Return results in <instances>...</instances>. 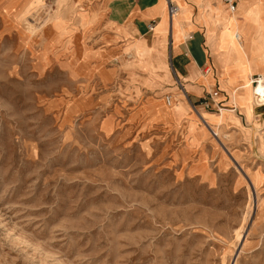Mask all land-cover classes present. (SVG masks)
Listing matches in <instances>:
<instances>
[{
    "label": "rangeland",
    "instance_id": "obj_1",
    "mask_svg": "<svg viewBox=\"0 0 264 264\" xmlns=\"http://www.w3.org/2000/svg\"><path fill=\"white\" fill-rule=\"evenodd\" d=\"M40 2L0 5V264H264V29L253 64L236 43L248 21L219 5L221 82L247 116L221 111L216 136L193 128L187 97L188 114L160 116L179 108L137 69V0Z\"/></svg>",
    "mask_w": 264,
    "mask_h": 264
},
{
    "label": "crops",
    "instance_id": "obj_2",
    "mask_svg": "<svg viewBox=\"0 0 264 264\" xmlns=\"http://www.w3.org/2000/svg\"><path fill=\"white\" fill-rule=\"evenodd\" d=\"M29 1L35 0H0V5L7 12L15 8L14 15L17 17ZM43 1L51 0H41L38 5L32 7V11L37 9ZM171 2L179 8L177 14L175 13L176 16L169 15L167 0H137L135 7V10L139 12L143 30L139 38H145L150 48V58L146 67L137 69L147 71V78L154 84L164 83V90L174 97L173 104L179 108L174 115L160 116L172 119L174 116L181 117L189 112L186 107L187 99L193 104H199L204 97L211 95L216 106L221 110L207 112L201 108H199L200 111L193 109L189 114V121L193 128L202 125L203 127L200 126V128L209 132L220 129L222 121L233 120L230 115L221 116L223 110L229 112L228 114L234 113L233 121L238 122L240 115H246V113H236L238 108L230 104V95L221 82L226 80L227 63L230 57L228 42L225 40L228 33L227 14L222 15L219 10V5L225 4L222 0H171ZM225 6V11L231 14ZM236 10L243 18L245 16L244 19L248 21L251 28L249 34L252 36L250 44L241 40L243 38L241 35L236 43H239L240 49L245 47L246 51H251V63L254 64L256 61L263 63L262 52L255 53L251 44L255 40L253 28L256 26L258 29H264V0H237ZM234 20L238 22L235 17ZM149 24L155 28L149 30ZM236 43H231L230 47L233 49L234 46L236 51H239ZM206 68H209V71L206 72ZM253 72L254 70L249 72L252 77ZM154 102L164 103L161 97L155 98L148 101V107L151 104L155 106ZM213 119L217 121L216 124L211 122Z\"/></svg>",
    "mask_w": 264,
    "mask_h": 264
},
{
    "label": "bare ground",
    "instance_id": "obj_3",
    "mask_svg": "<svg viewBox=\"0 0 264 264\" xmlns=\"http://www.w3.org/2000/svg\"><path fill=\"white\" fill-rule=\"evenodd\" d=\"M143 2V1H142ZM223 3V1H222ZM146 4V3H145ZM225 6V5H224ZM226 7V6H225ZM227 9V8H226ZM228 10V9H227ZM229 11V10H228ZM231 14H234L233 17H235L236 20L240 21V20H243V21H246L244 18L241 16V14H239L238 12H236V10L234 12H231L229 11ZM236 12V13H235ZM177 14V13H176ZM175 14V16H176ZM23 15V14H22ZM20 16V15H19ZM242 17V18H241ZM26 21H28V23H31L30 20H32L31 18H25ZM155 28V27H153ZM237 38L240 39V34H237ZM142 50L144 53H150V48L149 46H147L146 44H142ZM140 62V59L138 56H135L134 55V63H139ZM144 67V66H143ZM250 78H253L252 76H250ZM254 79V78H253ZM257 82H258V85L255 86L253 88V94H254V100H255V103L256 104H259V105H263L264 104V75L263 76H260L259 78L256 79ZM167 103V102H166ZM171 103V99H170V102L167 103V104H170ZM172 104V103H171ZM195 111H198L197 108H193ZM211 132H213L212 134L216 135L217 136V133L215 130H211Z\"/></svg>",
    "mask_w": 264,
    "mask_h": 264
},
{
    "label": "built area",
    "instance_id": "obj_4",
    "mask_svg": "<svg viewBox=\"0 0 264 264\" xmlns=\"http://www.w3.org/2000/svg\"><path fill=\"white\" fill-rule=\"evenodd\" d=\"M223 3L226 5L227 9L231 12H234L236 10V3L237 0H222ZM167 9H168V13L169 15H173L178 11V6L173 4L171 2V0H167ZM149 30L153 29V25L149 24L148 25ZM206 72L209 71V68L205 69ZM166 102L169 103L170 102V97L167 96L166 97ZM194 107L201 106L202 108H207V109H217V111H220L221 108L216 106L215 100L213 99V96L209 95L208 97H204L201 102L199 104H193ZM196 105V106H195Z\"/></svg>",
    "mask_w": 264,
    "mask_h": 264
}]
</instances>
